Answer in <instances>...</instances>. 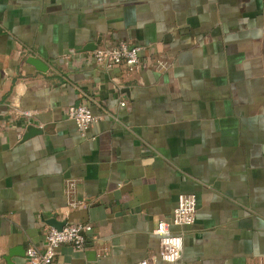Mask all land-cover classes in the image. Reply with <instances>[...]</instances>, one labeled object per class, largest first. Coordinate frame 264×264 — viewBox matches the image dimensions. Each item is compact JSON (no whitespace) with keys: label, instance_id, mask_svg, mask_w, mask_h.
I'll list each match as a JSON object with an SVG mask.
<instances>
[{"label":"crops","instance_id":"obj_1","mask_svg":"<svg viewBox=\"0 0 264 264\" xmlns=\"http://www.w3.org/2000/svg\"><path fill=\"white\" fill-rule=\"evenodd\" d=\"M119 41L138 70L82 51ZM88 99L83 136L66 112ZM189 193L168 263L153 229ZM52 217L92 225L62 264H264V0H0V264Z\"/></svg>","mask_w":264,"mask_h":264},{"label":"built area","instance_id":"obj_2","mask_svg":"<svg viewBox=\"0 0 264 264\" xmlns=\"http://www.w3.org/2000/svg\"><path fill=\"white\" fill-rule=\"evenodd\" d=\"M142 45L119 41L114 45L97 47L92 52L94 62L102 67L111 68L123 66L128 71H136L141 66ZM120 105H125L121 102ZM67 117L74 121L81 135L96 123L102 115L93 114L90 101L85 100L67 108ZM26 114H29L27 112ZM72 205H75L71 202ZM196 196L193 193L180 194L177 206L173 209L169 221L159 220L153 229L158 237L157 257L168 263H175L182 254L183 234L174 232L172 227L190 226L195 221ZM92 225L90 223L67 222L60 230L49 226L45 231V241L41 248L30 245L25 250V264H62L57 257L62 244H70L76 250H82L90 240ZM139 264H147L144 259Z\"/></svg>","mask_w":264,"mask_h":264},{"label":"water","instance_id":"obj_3","mask_svg":"<svg viewBox=\"0 0 264 264\" xmlns=\"http://www.w3.org/2000/svg\"><path fill=\"white\" fill-rule=\"evenodd\" d=\"M96 48L95 45H92L91 43L89 45H86L85 47H83L82 51H85V50H91L93 51L94 49ZM27 62L31 65H33L36 69L40 70V71H45L47 66L46 64L39 58L37 57H33V56H30L27 58ZM38 131L37 129L33 128V127H30L28 129V133H26L25 136H29V135H32L34 132ZM47 223L49 225H51L52 227H55L56 229L60 230L65 224H66V221L63 220V221H59L57 220L56 218H50L47 220ZM18 249H13V250H9V256L11 255V253L13 251H17ZM6 261L9 260V257H5Z\"/></svg>","mask_w":264,"mask_h":264}]
</instances>
